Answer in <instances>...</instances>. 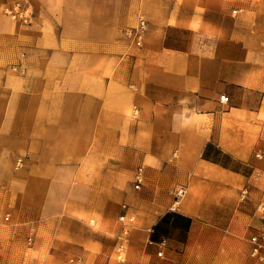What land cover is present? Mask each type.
<instances>
[{"label": "crops", "instance_id": "obj_1", "mask_svg": "<svg viewBox=\"0 0 264 264\" xmlns=\"http://www.w3.org/2000/svg\"><path fill=\"white\" fill-rule=\"evenodd\" d=\"M188 1L190 4L179 5L178 10L157 2L156 11L150 14L144 49L128 57L127 66L119 70L96 67L100 59L97 53H93L89 69L74 68L69 62L71 53L41 50L36 45L32 57L25 61L24 77L0 69L4 75L0 79V154L25 153L31 158L23 174L0 177L5 218L10 220L12 214L18 221L22 216L29 232L60 235L57 246L74 253L75 259L108 264L114 247L107 236L116 224L118 197L131 201L134 196L131 188L118 195V179L112 173L116 169L112 156L117 151L101 148L120 136L118 128L123 122L130 124L133 137H139L133 120L127 118L129 108H140L141 123L163 122L147 113L158 107L187 103L203 109L202 116L214 119L226 110L223 117L232 119V129L224 127V135L209 134L210 138H228L226 132L233 138H244L243 124L264 123L260 120L264 113V22L252 14L250 23H234L231 28L224 13L228 5L225 0H198L204 14L185 10L184 6L197 5L196 0ZM201 28L214 29L216 34ZM88 32L82 28L78 35L83 37ZM114 58L108 55L109 65ZM59 59H65L60 66L56 64ZM223 96L229 98L227 105L220 101ZM217 152L216 158H209L208 150H119L124 155V168L148 163V181L163 184L162 193L152 200L158 206L147 212L157 218L148 234L155 244L166 241L168 245L172 237L190 236L198 225L200 201L194 203L190 197L181 210L169 208L171 200L164 192L179 183L181 176L188 189H200L214 186L220 174L222 182L217 185L227 188L234 177L232 171L244 165L242 150ZM65 172L76 180L72 190L67 189L72 196L70 210L58 213L52 202L59 199ZM87 217L96 219L100 233H92L86 226L82 218ZM54 220L57 227L51 231L49 224ZM92 235L97 241L89 243L87 236Z\"/></svg>", "mask_w": 264, "mask_h": 264}, {"label": "rangeland", "instance_id": "obj_2", "mask_svg": "<svg viewBox=\"0 0 264 264\" xmlns=\"http://www.w3.org/2000/svg\"><path fill=\"white\" fill-rule=\"evenodd\" d=\"M225 1L228 5L224 13L229 18V27L239 22L250 23L252 14L264 22V0ZM157 2L165 4L167 9L174 7L177 10L179 5L189 3L188 0H0V69H8L9 73L24 77L27 73L25 61L32 57V49L36 45L41 50L71 53L69 62L74 68L89 69L93 64V53H97L100 59L96 58V67L113 66L119 70L127 66L128 57H135L144 49L150 14L156 11ZM146 3H149L148 10ZM200 3L196 0L194 8L184 6V9L204 14V7ZM141 19L146 21L147 28L143 43L138 46L131 32ZM82 28L87 29L89 35L79 36ZM201 29L208 30V34H216L214 29ZM35 40L37 44H34ZM77 51L84 55L75 54ZM109 54L116 56L111 65L108 64ZM62 60L59 59L56 64L60 66ZM3 76L0 75V79ZM221 98V103L227 105L228 102L224 103ZM201 110L187 103L175 108L158 107L153 112L148 109L147 113L164 121L141 123L140 108L133 105L127 111V118L133 120L134 131L138 132L139 137H133L130 124L123 122L118 128L120 136L111 140V145L101 148L117 151L112 156L116 169L114 165L110 171L114 169L112 173L118 179V195L131 188L134 196L131 201L118 197L116 224L107 236L113 243L111 247H114L110 251V260L107 259L108 264H264V242L261 258L252 255L251 243L254 236H264V123L243 124L244 138H233L227 132L228 138H210L209 134L224 135V127L231 130L232 119H224L226 110H222L215 119L202 116L204 111ZM260 120H264V113ZM131 147L135 150H208L209 158L211 155L216 158L217 150H242L245 161L242 168L232 171L234 177L227 188L217 185L222 182L223 176L220 174H217L219 179L214 186L200 189L194 186L188 189L185 177L181 176L179 183L164 192L171 200L169 208L174 209L176 192L185 189L186 194L175 211L181 210L190 197L192 202L200 201L202 204L193 234L172 237L171 243L167 239V251L163 257H159L160 246L148 236L157 218L150 217L147 212L152 206H158L152 200L157 199L155 195L162 193L164 187L161 183L148 181V163H134L131 169L124 168V155H120L119 150H130ZM174 155L177 157V153ZM30 159L25 153L0 154V177L23 174L29 167ZM218 160L221 161V158ZM104 169L109 168L102 167ZM140 170L143 182L137 189ZM62 175L60 181L63 185L58 191L60 195H57L59 199L52 202V206L58 213H67L71 205L69 199L72 200L67 189L72 190L76 177L66 172ZM119 179L126 180L122 183ZM68 184L71 186H66ZM21 189L26 188L21 185ZM102 190H105L104 187ZM125 214L133 221L121 222L120 218ZM6 215L5 206L0 203V264H93L89 260L75 259L74 253L57 246L60 235L29 232L22 216L16 221L10 214V220L6 221ZM94 220L91 217L82 218L92 233H100ZM56 222H50L51 231L56 229ZM87 237L89 243L97 241L93 235ZM89 250L96 253L93 248Z\"/></svg>", "mask_w": 264, "mask_h": 264}, {"label": "built area", "instance_id": "obj_3", "mask_svg": "<svg viewBox=\"0 0 264 264\" xmlns=\"http://www.w3.org/2000/svg\"><path fill=\"white\" fill-rule=\"evenodd\" d=\"M146 28H147L146 21L141 19V20H139L138 26L131 32V36L133 37L134 41L136 42V44L138 46H141L142 43H143ZM221 99H222V101L224 103L229 102V98L228 97H222ZM142 182H143V176H142L141 170H140L139 174L137 175V185H136L137 189H139L141 187ZM185 194H186V192H185L184 188L178 190L176 192V202H175V204L180 203L181 200L184 198ZM262 219L264 220V209H263V212H262ZM5 220L9 221V218H5ZM128 220L129 221H133V218L130 217L128 214H125L124 216H122L120 218V221L124 222V223L127 222ZM263 242H264V236L262 238L258 237V236H254L251 239L252 255L253 256L261 258V250L263 249ZM159 246H160V251H159L158 255H159V257H163L164 256V251H165V248H166L167 244H166L165 241H162L159 244Z\"/></svg>", "mask_w": 264, "mask_h": 264}, {"label": "bare ground", "instance_id": "obj_4", "mask_svg": "<svg viewBox=\"0 0 264 264\" xmlns=\"http://www.w3.org/2000/svg\"><path fill=\"white\" fill-rule=\"evenodd\" d=\"M177 206L179 207V206H180V203L175 204L174 209L177 208ZM186 210H187V209H186ZM186 213H187V212H186ZM190 213H191V212H190Z\"/></svg>", "mask_w": 264, "mask_h": 264}]
</instances>
